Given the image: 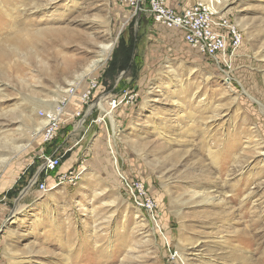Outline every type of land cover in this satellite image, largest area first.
Segmentation results:
<instances>
[{
  "label": "rangeland",
  "instance_id": "obj_1",
  "mask_svg": "<svg viewBox=\"0 0 264 264\" xmlns=\"http://www.w3.org/2000/svg\"><path fill=\"white\" fill-rule=\"evenodd\" d=\"M226 10L243 38L229 66L116 0H0V264H264V0ZM93 77L122 101L116 131L94 96L42 143L38 111ZM56 148L77 183L29 186H51Z\"/></svg>",
  "mask_w": 264,
  "mask_h": 264
},
{
  "label": "built area",
  "instance_id": "obj_2",
  "mask_svg": "<svg viewBox=\"0 0 264 264\" xmlns=\"http://www.w3.org/2000/svg\"><path fill=\"white\" fill-rule=\"evenodd\" d=\"M116 1L128 8L132 16L146 13L155 25L179 30L183 41L190 48L212 58L219 65L229 66L242 43V33L226 10L229 3L233 0H198L179 10L167 6L165 0ZM98 89V77L90 78L86 88L78 96L76 88L69 86L64 91L59 105L55 109L49 111L48 114L38 111L39 116L46 118L45 124L40 131L41 142L50 143L57 136L59 129L65 122L63 116L71 100H79L80 107H83L89 103L92 97L96 96L94 102L89 104V106L99 109L100 113V104H106L105 106H107L108 110L113 112L119 108L122 102L120 99L107 97L104 92L97 91ZM129 98L132 99V96ZM80 113L81 109L74 115L79 116ZM89 114L86 113V115ZM84 121L85 115L82 117V121L80 120V125ZM95 121L100 122V117ZM60 166L61 152H59V148H56L50 154L43 155V163L40 170L48 174L57 171ZM79 178V171L73 168L57 173L50 187L45 181H38L36 178L32 180L31 184H36L39 191L46 192L54 188L58 183L74 185ZM121 178L124 186L129 190L134 204L147 213H153L155 202L147 195L144 185L138 180L129 181L122 176ZM168 252L169 255L172 254L170 249Z\"/></svg>",
  "mask_w": 264,
  "mask_h": 264
},
{
  "label": "bare ground",
  "instance_id": "obj_3",
  "mask_svg": "<svg viewBox=\"0 0 264 264\" xmlns=\"http://www.w3.org/2000/svg\"><path fill=\"white\" fill-rule=\"evenodd\" d=\"M8 18H10L12 20H15V17H12L11 15L8 16ZM109 48H110V44L105 45V47H104V49H109ZM102 60H103V54H101L100 57L96 59V62H101ZM91 108H92V106L89 107V110H91ZM100 108H101V111H102V116L100 117V120H103L104 115H107V117L109 118V121H110V125H111V128H112V131L115 132L117 126H116V123H115L114 118H113V115H112L113 112L112 111H109L108 108L105 109L102 104H100ZM89 110H88V113L90 112Z\"/></svg>",
  "mask_w": 264,
  "mask_h": 264
},
{
  "label": "crops",
  "instance_id": "obj_4",
  "mask_svg": "<svg viewBox=\"0 0 264 264\" xmlns=\"http://www.w3.org/2000/svg\"><path fill=\"white\" fill-rule=\"evenodd\" d=\"M179 2H180V1H177V2L173 3L172 1L165 0V3H166L167 6H169V7H171V8H174V9H177V10L182 9L183 7H186V6L189 5V4H188V5H183V6H181V5L179 4ZM190 4H191V3H190ZM67 108L69 109V106H68ZM117 110H118V109H117ZM117 110H116V111H117ZM60 146H61V145H60ZM73 147H74V145H73ZM73 147H72V148H73ZM61 149H62V147H61ZM61 149H59V152H60ZM73 153H74V151H71L70 157L68 158L69 160H67L66 162H61V166L58 168V170L55 171V172H53L54 175H56V174L59 173V172L66 171V170H68V169L71 168L72 165H69V164H70L69 161H70V159L72 158Z\"/></svg>",
  "mask_w": 264,
  "mask_h": 264
},
{
  "label": "trees",
  "instance_id": "obj_5",
  "mask_svg": "<svg viewBox=\"0 0 264 264\" xmlns=\"http://www.w3.org/2000/svg\"><path fill=\"white\" fill-rule=\"evenodd\" d=\"M40 173H43V171H41Z\"/></svg>",
  "mask_w": 264,
  "mask_h": 264
},
{
  "label": "water",
  "instance_id": "obj_6",
  "mask_svg": "<svg viewBox=\"0 0 264 264\" xmlns=\"http://www.w3.org/2000/svg\"><path fill=\"white\" fill-rule=\"evenodd\" d=\"M35 178V177H34ZM30 184H31V182H30ZM30 184H29V186H30Z\"/></svg>",
  "mask_w": 264,
  "mask_h": 264
}]
</instances>
